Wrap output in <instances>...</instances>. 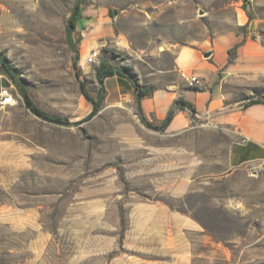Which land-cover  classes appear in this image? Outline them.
Wrapping results in <instances>:
<instances>
[{
  "label": "rangeland",
  "instance_id": "1",
  "mask_svg": "<svg viewBox=\"0 0 264 264\" xmlns=\"http://www.w3.org/2000/svg\"><path fill=\"white\" fill-rule=\"evenodd\" d=\"M80 2L73 38L94 98L101 62L164 88L175 50L242 32V16L264 45V0H0V55L38 107L72 123L93 109L66 31ZM105 84L80 124L44 121L16 87L0 108V264H264V177L227 171L221 131L150 129L129 79ZM235 91L264 99V75Z\"/></svg>",
  "mask_w": 264,
  "mask_h": 264
},
{
  "label": "crops",
  "instance_id": "2",
  "mask_svg": "<svg viewBox=\"0 0 264 264\" xmlns=\"http://www.w3.org/2000/svg\"><path fill=\"white\" fill-rule=\"evenodd\" d=\"M245 25L246 33L229 32L175 50V78L142 99L141 107L150 121L160 122L176 100H183L195 113L188 106L179 107L166 131L187 132L197 122L202 127L217 129L229 138L227 171H245L264 177V99L250 104V94L241 96L235 91L243 90L254 78L264 75V45L254 35L252 23L242 16L240 26ZM89 44H94L93 38L85 45ZM208 52L211 55L207 58L205 53ZM182 71L197 75L200 85L186 86L180 77ZM0 82H5V86L12 84L1 67Z\"/></svg>",
  "mask_w": 264,
  "mask_h": 264
},
{
  "label": "trees",
  "instance_id": "3",
  "mask_svg": "<svg viewBox=\"0 0 264 264\" xmlns=\"http://www.w3.org/2000/svg\"><path fill=\"white\" fill-rule=\"evenodd\" d=\"M244 1L247 3L249 0H244ZM83 17H84V9L82 7V2H80L76 5L73 12L71 13V16L67 23V30H66L69 44L75 52V57L73 58V68L76 72L75 73L76 78L79 82L82 94L84 95L86 100L90 102L93 106V109L90 112V114L82 122L72 123L66 118L52 115L50 113L45 112L40 107H38L33 101L30 93L28 92L25 82L18 76L16 69L10 65V63L7 61L5 57L0 55L1 69L3 70V72H5L8 75L12 84L17 88L18 93L24 100L26 107L33 114L43 119L44 121H47L52 124H57V125L69 126L73 124H80L83 122H88L98 113V111L101 109L104 103V100L106 98V92H107L106 84H105L106 79L115 77V76L120 77V78L129 79V81L133 85L134 90H135V95H136L135 97H136L137 109H138L137 113L138 115H140L142 122L150 129H153L155 131H161V132L166 131L169 125L171 124V122L173 121L176 115L177 109L181 106H188L191 109V111L195 113V109L191 105L185 104L183 100L178 99L175 101L174 106L169 110L164 120L157 122V123L150 121L143 113V110L141 107V101L145 97L152 95L155 89L140 86L133 78L127 76L123 72V69L110 65L106 61L101 62L100 66L97 68L96 77H97V81L100 86V89H99L98 96L96 98L92 97L91 94L87 90V85H86L85 80L82 78V73H81L80 65H79L80 51L76 48V42L74 41V38H73L74 33L77 29L78 21L82 19ZM241 30L242 32L246 33L247 25L241 27ZM256 103H261V99L250 100V104H256Z\"/></svg>",
  "mask_w": 264,
  "mask_h": 264
},
{
  "label": "built area",
  "instance_id": "4",
  "mask_svg": "<svg viewBox=\"0 0 264 264\" xmlns=\"http://www.w3.org/2000/svg\"><path fill=\"white\" fill-rule=\"evenodd\" d=\"M98 57V52H93L87 59L88 63H94ZM181 79L185 82L186 86L195 88L200 85V78L192 73L182 71L180 72ZM15 86H3L0 88V108L4 109L15 104L16 98L14 95Z\"/></svg>",
  "mask_w": 264,
  "mask_h": 264
},
{
  "label": "water",
  "instance_id": "5",
  "mask_svg": "<svg viewBox=\"0 0 264 264\" xmlns=\"http://www.w3.org/2000/svg\"><path fill=\"white\" fill-rule=\"evenodd\" d=\"M114 14H115V15H117V14H118V12H116V11H115V12H114ZM199 15H200V16H203V15H204V12H203L202 10H200V13H199ZM210 55H211V53H210V52H208V53H205V57H207V58H208V57H210Z\"/></svg>",
  "mask_w": 264,
  "mask_h": 264
},
{
  "label": "bare ground",
  "instance_id": "6",
  "mask_svg": "<svg viewBox=\"0 0 264 264\" xmlns=\"http://www.w3.org/2000/svg\"><path fill=\"white\" fill-rule=\"evenodd\" d=\"M15 103H16V101H15Z\"/></svg>",
  "mask_w": 264,
  "mask_h": 264
}]
</instances>
